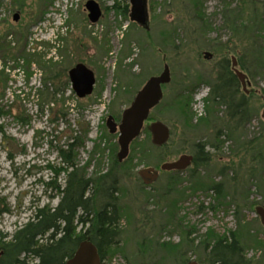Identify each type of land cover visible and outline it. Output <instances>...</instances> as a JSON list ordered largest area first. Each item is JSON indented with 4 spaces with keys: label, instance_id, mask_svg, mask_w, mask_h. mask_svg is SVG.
<instances>
[{
    "label": "rangeland",
    "instance_id": "374dc122",
    "mask_svg": "<svg viewBox=\"0 0 264 264\" xmlns=\"http://www.w3.org/2000/svg\"><path fill=\"white\" fill-rule=\"evenodd\" d=\"M89 1L101 9L95 25L87 19ZM112 4L0 0V45L7 50L0 53V240L8 244L37 209L58 205L45 183L54 177L51 168L64 166L58 150L77 136L72 160L80 175H118L111 190L118 235L105 264H201L205 245L232 232L246 264H264V226L255 212L264 208V0H200L197 7L192 0H146V27L106 10ZM223 58L234 59L246 77L238 95L245 97L249 121L231 140L221 137L218 150L206 149V165L178 175L161 172V164L192 156L196 143H211L213 129L226 134L221 122L195 128L208 113L216 120L225 116L224 107L204 103ZM79 64L95 77L93 93L84 98L73 93L68 76ZM164 65L171 81L144 122L149 137L142 133L139 142L146 140L145 156L138 159L136 148L135 158L117 168L118 134H109L106 120L112 116L119 124ZM182 95L190 96L191 126L180 110ZM153 122L171 131L163 147L151 143ZM145 168L159 174L150 186L137 175ZM65 178L61 174L57 183L63 186Z\"/></svg>",
    "mask_w": 264,
    "mask_h": 264
},
{
    "label": "trees",
    "instance_id": "16d2710c",
    "mask_svg": "<svg viewBox=\"0 0 264 264\" xmlns=\"http://www.w3.org/2000/svg\"><path fill=\"white\" fill-rule=\"evenodd\" d=\"M111 1L112 6L106 10H113L116 14L124 17L128 14L129 8L125 0ZM192 3L197 7L200 5V0H192ZM262 6L264 7V4ZM201 18L199 16V19ZM4 48V45H0V53L7 51ZM218 48L221 49V45ZM259 64L264 66L262 58ZM219 65L215 86L210 90L204 103L208 107L209 105L224 107L225 116L216 120L212 119L208 113L209 116L198 120L195 128L221 122L226 126V134L223 135L224 129L221 127L213 129L214 135L211 143H196L194 145L193 153H191L193 171L210 161V153L206 152V149L218 150L221 137L231 140L233 134L249 121L245 97L238 95L240 82L232 71V62L223 58ZM189 98V95H182L179 103L186 126L192 124ZM142 133L149 137L147 128ZM79 138L77 136L70 137L66 148L58 150V157L65 167L51 168L54 170V177L49 183H45L47 188L56 191V195L59 197L58 205L53 209H37L32 220L17 231L8 244L2 243L4 237L1 236L0 250L3 255L0 258V264H28L29 259L35 260L36 264H64L73 256L80 244L86 241L96 248L100 263L107 261L112 255L109 252L115 244L114 238L118 235L116 228L120 216L117 215L115 206L117 199L111 190H115L118 175L114 173V170L95 178H86L83 174L80 175V170L75 167L72 160ZM139 140V138L136 139L130 147L132 155L129 154L127 160L122 163L115 160V167L120 168L127 162H131L132 157L135 158L136 148H139L141 152L138 159L142 156L144 158L146 140L142 142ZM174 173L179 174V172ZM61 174L66 175L63 186L57 183ZM218 187L217 185L216 188ZM213 188L215 189V187ZM97 202L101 203L103 207L98 208ZM78 227L81 229L79 232H77ZM82 228L85 230L82 231ZM236 237L235 233H228L227 236L216 238L211 245H205L207 260L201 264H246L241 255L240 242ZM42 239H45L46 242L40 243Z\"/></svg>",
    "mask_w": 264,
    "mask_h": 264
},
{
    "label": "water",
    "instance_id": "95a60500",
    "mask_svg": "<svg viewBox=\"0 0 264 264\" xmlns=\"http://www.w3.org/2000/svg\"><path fill=\"white\" fill-rule=\"evenodd\" d=\"M131 5V22L140 27L147 26L146 0H129ZM87 19L91 25H95L101 18V9L94 1H89L85 5ZM13 21H18V15L13 17ZM204 58L209 59L211 55L204 53ZM232 71L245 89V75L236 70V62L232 60ZM72 91L77 97L84 98L92 93L95 79L93 73L84 65H77L68 73ZM171 81L170 71L167 65H164L163 71L159 76L149 78L143 87L136 93L132 103L125 109L117 124L112 116L106 120V128L109 134H118L117 161L122 163L128 158L130 145L138 139L143 130L144 122L148 119L149 112L154 109L163 97L162 88ZM264 120V111L262 112ZM151 143L156 148L167 144L170 137L169 128L160 122H153L149 126ZM193 161L191 155H182L173 162L161 164V172H183L188 169ZM138 177L145 186H150L158 179V171L154 168H145L138 172ZM261 224L264 226V208L255 209ZM64 264H101L96 248L88 241L80 244L73 256L66 260ZM200 264V263H190Z\"/></svg>",
    "mask_w": 264,
    "mask_h": 264
},
{
    "label": "flooded vegetation",
    "instance_id": "af4514ba",
    "mask_svg": "<svg viewBox=\"0 0 264 264\" xmlns=\"http://www.w3.org/2000/svg\"><path fill=\"white\" fill-rule=\"evenodd\" d=\"M126 1L128 2L127 4L129 5V6H128V8H129V9H128V17H129V20L131 21V11H130V9H131V5H130L129 0H126ZM146 9H147V7H146ZM147 15H148V11H147ZM54 45H56V41L54 42ZM93 75H94V74H93ZM94 79H95V77H94ZM240 85H241V83H240ZM94 86H95V84H94ZM94 86H93V89H94ZM241 88H242V85H241ZM93 89H92V93H93ZM92 93H91V94H92ZM91 94H90V95H91ZM114 119H115V118H114ZM119 121H120V120H119ZM42 240H43V239H42ZM42 240H41V241H42ZM2 255H3V252H2V250H0V258L2 257ZM105 263H106V261L102 262L101 264H105Z\"/></svg>",
    "mask_w": 264,
    "mask_h": 264
}]
</instances>
